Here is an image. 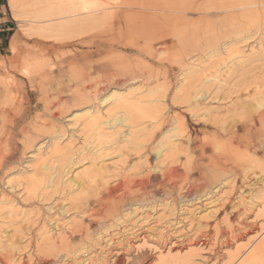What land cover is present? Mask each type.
I'll list each match as a JSON object with an SVG mask.
<instances>
[{
  "label": "rangeland",
  "instance_id": "374dc122",
  "mask_svg": "<svg viewBox=\"0 0 264 264\" xmlns=\"http://www.w3.org/2000/svg\"><path fill=\"white\" fill-rule=\"evenodd\" d=\"M129 1H120L107 25L67 43L20 37L12 21L0 25L5 61L0 68V199L11 202V208L0 205V264H77L88 257L92 264H154L169 253L172 264H251V254L262 264L264 56L230 71L239 59L232 61L222 87L201 88L204 78L247 51L244 43L228 44L187 85L176 87L185 55L189 59L233 32H254L264 22V0H133L136 5L128 7ZM253 4L259 7L241 10ZM11 40L16 51L8 56ZM21 61L31 67L28 73L21 71ZM128 78L163 87L155 128L142 124L145 130L131 145L125 128L106 131L111 137L101 141L109 156L96 158L108 169L99 171L100 162L87 165L92 183L73 185L65 179L64 185L33 192L24 187L26 176L15 177L22 183L16 193L5 188L3 178L51 127H62L66 115L85 106L86 93L102 94ZM173 117L180 124L176 145L170 147L162 136ZM77 133L67 135L63 146L71 144L72 151L83 146L84 136ZM92 147L97 151L101 145ZM69 156L71 151L65 152ZM55 166L54 178L64 163ZM79 168L73 166L71 173ZM219 186V201L205 205ZM181 201L197 204L180 215ZM169 205L173 212L166 209ZM130 207L141 214L123 217ZM142 216L146 221L136 223ZM168 221L180 224L173 227ZM148 235L154 240L144 246L142 238Z\"/></svg>",
  "mask_w": 264,
  "mask_h": 264
},
{
  "label": "bare ground",
  "instance_id": "6f19581e",
  "mask_svg": "<svg viewBox=\"0 0 264 264\" xmlns=\"http://www.w3.org/2000/svg\"><path fill=\"white\" fill-rule=\"evenodd\" d=\"M120 1L121 0H6V7L15 25L16 32L20 37L40 38L49 40L53 43L61 44L74 40H81L89 33L99 30L107 25V23L113 19V10L119 6ZM125 3L128 7L136 5L133 0ZM243 6L241 10H247L251 7H259L257 4ZM255 21L256 20L254 19L252 20V26L256 25ZM230 35L231 36H228L226 41L219 44H215L214 42L207 43L202 52L198 49L201 53H196L195 55L189 57V59L188 55H185L184 64L182 68L178 70L176 90L179 91L182 86L187 85L188 80L198 74L202 65L208 59H211L214 55L226 49L228 44H237L239 42L244 43L247 51H242L241 54L228 59V62L224 63L215 75L204 78L200 85L201 88H204L206 84H215L214 88L222 87L226 83V79L229 75V73L225 72V70L232 61L239 59V61L228 69L230 71H233V68L241 63L244 64L243 67L253 64L264 56V22H260L258 27L252 33L244 34L243 32H233ZM254 35H257L258 37L254 38ZM248 40L250 41L248 42ZM253 42L255 43L253 44ZM15 51L16 44L11 40L7 47L8 56L13 55ZM162 53V51H159L158 57H160ZM4 66V57L0 55V68ZM30 68L31 67L26 61H21V71L23 73H28ZM126 80L125 82L123 81L121 83L111 84L102 94L98 93L94 95L92 93H86V95H84L85 99H83L85 101V106L79 111L71 112L66 115V117L62 120V127H51L49 134L43 137V140L40 143H36L25 153V157L20 160L19 166L15 168L12 173L3 178L2 184L5 188L12 193H16V191L22 187V183H15V177L20 178L26 176L27 178L24 184L26 186H23L33 192L36 189L46 190L56 184H59L60 186L62 184L64 185L66 183L65 179H67L66 181H69L68 183L73 185H77L79 180H85L87 183H92L95 178L94 176H91L92 172L85 168L87 165L96 166L99 162L101 164V161H97L96 156H109V154L106 153V150H108L109 147H105V144L101 141L103 139L105 140V143H108L111 135H108L106 131L115 129L122 130L125 128L128 130V138L125 139V141L131 145L138 140L140 133L145 130V126H141L142 124H149L151 128H155L158 121L157 118H155L156 116H154V111L156 104L160 101L159 93L161 90L162 92L164 91L163 87L161 88V86L157 85L153 88H149L150 84L144 83L145 78H141L137 81H135L136 78H133L132 80L131 78L130 80L128 78ZM201 88L200 92H203V89ZM3 94V91L0 92V99H2V101H4ZM197 96H199L198 91L195 93L193 98L196 99ZM171 121V127L167 129L162 136L165 143L168 142L170 147L176 145L173 138L178 136L177 130L180 124L179 118L177 117H173ZM77 132H79V134H83L81 136H84L83 140L85 144L77 148L75 151H72L73 147H70L71 144H65V146H63V139H65V137L69 134L70 136L78 134ZM94 142H98L99 145H101L97 151H92L94 148L92 147ZM167 148L168 147H166V149ZM166 149L162 148L160 155L163 156V151ZM103 150L104 154L101 152ZM68 151H71V156L65 157V152ZM62 162L64 163V166L61 167L60 173H58V176L55 177L59 180V182H56L54 178L55 172L57 171L55 164L59 163L63 165ZM73 166L80 167L79 169H81L79 172L74 173V175L71 171L73 170ZM105 167L101 164L98 167V170L105 172L108 169ZM69 174L71 176L66 178V175ZM220 189L221 187L219 186V188L212 190L209 193L210 195L203 200L208 202L205 205H213L219 201L216 199V196L218 195ZM196 204L197 203H193L192 201H181L178 207V211L181 212L180 215L185 214L184 207L188 206L191 208V206ZM0 205L10 207L11 202L5 199H0ZM131 207L129 210L127 209L128 211H125L123 217L133 219V217L141 214L139 213L140 211H136L137 208L132 209ZM202 207L203 206H201V208ZM166 209H168V212L174 211L170 205L167 206ZM193 211L195 212V210ZM142 221H146L144 216L135 220L136 223ZM167 223V225H171L173 227L180 224L179 222L174 225L169 221ZM152 228L154 227H151V230H153ZM158 229L159 228H157V226L154 228L152 231V237ZM132 234L133 233L130 235ZM139 236H141V234ZM149 236L150 235L142 238L144 246L150 245L147 241L152 242L154 240V237L152 238L153 240H149ZM103 238L104 237H101V240ZM237 240H242V237H238ZM156 242V244H159L158 241ZM109 243L110 239H107L106 245ZM11 245L15 246V244ZM110 245L113 246V243ZM259 248H264V240L260 244ZM49 249L55 250V248ZM88 255L89 254H87L86 257ZM169 255L163 254L159 256L155 260L154 264H172L173 259ZM62 257L63 255H61V258ZM248 258L250 260L248 262L251 264L260 263V261H256L257 259L254 258L253 254H251ZM134 259L136 260L137 256H135ZM261 261L263 262V260ZM77 264L92 263L88 257L81 262L79 261ZM138 264L146 263L138 260Z\"/></svg>",
  "mask_w": 264,
  "mask_h": 264
},
{
  "label": "crops",
  "instance_id": "0c3cea01",
  "mask_svg": "<svg viewBox=\"0 0 264 264\" xmlns=\"http://www.w3.org/2000/svg\"><path fill=\"white\" fill-rule=\"evenodd\" d=\"M10 20V21H9ZM11 16L7 10L5 0H0V25L4 26L11 22ZM13 22V21H12ZM3 32V30H1ZM0 31V32H1ZM3 37V36H2ZM1 42V39H0ZM1 47V46H0ZM1 51V49H0ZM1 55V52H0Z\"/></svg>",
  "mask_w": 264,
  "mask_h": 264
}]
</instances>
